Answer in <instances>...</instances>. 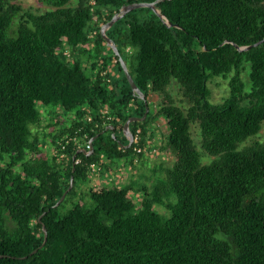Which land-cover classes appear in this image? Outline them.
<instances>
[{"label":"trees","instance_id":"obj_1","mask_svg":"<svg viewBox=\"0 0 264 264\" xmlns=\"http://www.w3.org/2000/svg\"><path fill=\"white\" fill-rule=\"evenodd\" d=\"M70 1L38 0L50 7L38 12L20 0H0V264H264V141L242 146L264 125V0H159L157 8L172 25L150 7L118 19L107 35L146 102L132 89L101 26L126 4L155 0ZM142 10L150 14L140 19ZM260 40L248 50L235 45ZM132 47L136 63L124 55ZM246 63L249 92L242 78ZM215 76L229 82V95L217 104L209 101L207 86ZM173 79L190 101L187 109L167 91ZM150 93L162 95L156 115L175 161L136 212L127 171L141 159L112 163L144 154L135 147L146 149L150 109L144 120L130 123L131 134L140 133L128 148L124 125L145 114ZM193 122L200 124L204 151L215 157L210 163H202L193 142ZM97 134L93 152H83L79 145ZM1 162L20 166V174L6 172ZM72 176L73 187L54 207ZM89 180L86 194L94 206L80 197L61 213L78 183ZM172 194L176 202L166 204ZM155 203L166 204L171 216L164 219ZM7 210L15 225L4 221Z\"/></svg>","mask_w":264,"mask_h":264},{"label":"rangeland","instance_id":"obj_2","mask_svg":"<svg viewBox=\"0 0 264 264\" xmlns=\"http://www.w3.org/2000/svg\"><path fill=\"white\" fill-rule=\"evenodd\" d=\"M77 0H72L68 3V6L76 5ZM21 4L24 8L30 9L32 11H38L42 12L50 7L46 4L39 3L38 0H20ZM150 12L146 10H142L137 12V15L140 19L144 18L145 16L149 15ZM96 19V18H95ZM91 29L96 30L98 27V20L96 19L94 22L90 21ZM16 29V23L13 25V30ZM109 52V51H107ZM137 53L138 49L135 47H132V53L127 56L129 63H136L137 61ZM246 69L242 73V78L245 83V91L249 92L251 89V81H250V64H245ZM113 74L115 77H120L121 73L118 70H114V68H111ZM86 72L89 76H93L95 73L94 70L91 69V67L87 66ZM230 77V74H228ZM208 89L210 91L209 95V101L212 103H220L229 95V82L228 79L222 76H215L209 80L207 83ZM167 91L170 95V97L173 99V101L181 106L183 109H187L190 106V101L188 98H185L181 91V85L176 80L173 79L171 84L168 86ZM162 95L156 94V93H150L149 95V109H150V115L152 118H150L148 124L145 126L147 130V145L146 149L144 150V154L142 156L135 155V157L127 156L123 159L115 160L112 163V166H120L122 163H126L129 165L134 159L140 160V163H137L136 166H133L131 168V174L129 175V170L127 171V174L129 177H133V186L129 192L130 197L133 199V201L136 203L135 211L138 212L141 208L140 201L143 198V194L145 192H151L153 187L156 186L158 183H160L162 180L166 179V174L169 169H172L174 166V151L173 149L167 144V137H168V131L166 129V126L164 125L163 121L156 115L157 110L160 107ZM52 109H55L54 107H51ZM66 118V117H65ZM50 117L48 116L46 120H44V123H47L49 121ZM64 119V118H63ZM67 121L69 118H66ZM64 123V122H63ZM66 123V122H65ZM45 126V124H44ZM42 130H46L45 128H42ZM50 130V129H49ZM190 133L191 137L193 139V142L195 143L197 149L199 150L201 154V161L202 163H210L215 157L209 155L206 153L202 147V135H201V128L199 122H193L190 125ZM152 136V137H150ZM254 140L258 141H264V125L262 126V129L260 132L254 136L249 137L244 143H242V146L248 145L252 143ZM152 143L154 145H152ZM54 149L53 143L50 138H47L45 151L47 153H50ZM152 154H151V153ZM150 153V154H149ZM106 163H111L110 161L106 160ZM129 168V166H128ZM118 174L119 171H118ZM111 176H113L111 174ZM125 177H127L125 175ZM98 176L95 177L97 179ZM117 178V176H116ZM92 179V178H91ZM101 179V178H100ZM128 180H131L128 178ZM127 181H124L123 183H127ZM111 183L109 185L115 183V178H111L109 180ZM118 181V180H117ZM92 180L89 181H81L78 183V193L77 195L73 197H69L67 201L63 204V206L60 207L61 213L67 211L75 201H77L80 197H84L85 203L87 207H93L94 202L93 200L87 196L86 192L88 190V187L90 186V183ZM166 204L173 205L176 202V196L172 194L168 198L165 199ZM166 204H158L155 203L153 205V208L158 211L164 219H167L171 216L172 211Z\"/></svg>","mask_w":264,"mask_h":264},{"label":"water","instance_id":"obj_3","mask_svg":"<svg viewBox=\"0 0 264 264\" xmlns=\"http://www.w3.org/2000/svg\"><path fill=\"white\" fill-rule=\"evenodd\" d=\"M159 0H155L153 2H137V3H130V4H126L124 6L121 7V9L112 17V19L110 21H108L107 23L103 24L101 26V34H102V37L106 40V43L107 45H109L114 53L119 57V61L121 63V66H122V69L132 87V89L134 90V92L140 97L142 98L143 100H145L146 102V98H145V95L143 93V91L138 87V85L136 84V82L134 81V78L128 68V65L127 63L125 62V60L123 59V57L121 56V53L116 45V43L113 41V39L111 37H109L107 35V30L118 20L120 19L121 17H123L126 13H128L129 11H132L134 9H137V8H141V7H150L152 8L160 17H162L163 19H165V21L169 24V25H172L171 22H169L166 17L161 13V11L157 8V2ZM262 42V40L258 41V42H255L254 44H251V45H243V46H240L238 44H235L237 49L238 50H248L250 49L252 46H257L259 45L260 43ZM149 111V106L146 107V112L145 114L142 116V117H138V116H130L126 122H125V125H124V130H125V133L128 135V138H129V142L127 144H125V147H130L131 144L133 143V136L130 132V123L133 122V121H142L146 118L147 116V112ZM113 126L112 125H109L106 127L105 130L107 129H112ZM104 132V131H102ZM100 134V133H99ZM99 134H97L96 136L92 137L89 142L91 143V148L89 150H86V149H83V152H87L88 154H91L93 152V141L94 139L99 136ZM73 182H74V178L73 176L71 177V180H70V186L68 187V189L63 193V195L61 196V198L56 202V204H54V207L58 206L59 204H61V202L65 199L67 193L69 192V190L73 187ZM47 239V233L45 232V240L46 241ZM36 252V249L33 250L31 253H34ZM3 255H0V257H2Z\"/></svg>","mask_w":264,"mask_h":264},{"label":"built area","instance_id":"obj_4","mask_svg":"<svg viewBox=\"0 0 264 264\" xmlns=\"http://www.w3.org/2000/svg\"><path fill=\"white\" fill-rule=\"evenodd\" d=\"M128 50H131L130 48H128ZM65 53H67L68 55L70 54L69 52H68V50H66L65 51ZM107 113H108V109L106 108V109H104L103 110V114L104 115H107ZM70 117H72V114L71 115H69ZM87 119L88 120H91V116H87ZM139 133H140V130H138L137 131V133H136V135L134 136V135H132L133 136V142H135V143H138L139 142ZM87 136V135H86ZM71 138H69V140H70ZM75 140H77V138H75ZM87 142L86 143H81L80 145H79V147L81 148V149H86V150H89L90 148H91V143L89 142V140H86ZM65 147V146H64ZM135 150L137 151V152H142V151H144L145 149H143V148H141V147H135ZM80 162V159H78V160H76V163H79ZM90 168L92 169V171H97V170H99V165L97 164V163H95V162H93V163H91L90 164ZM98 173V172H97ZM95 174L96 173H94V174H91V176H93V177H96L95 176ZM108 175H110V174H108ZM96 181H98L99 180V177L97 178V179H95Z\"/></svg>","mask_w":264,"mask_h":264},{"label":"flooded vegetation","instance_id":"obj_5","mask_svg":"<svg viewBox=\"0 0 264 264\" xmlns=\"http://www.w3.org/2000/svg\"><path fill=\"white\" fill-rule=\"evenodd\" d=\"M1 165L5 167L3 169H8V168H6L7 166H6V164L4 162H1ZM20 169H21L20 166L17 165V166H14L12 168H9L6 172H8L10 170L11 172H13L15 174H20V172H21ZM11 184H13V181L11 182ZM0 212H1V210H0ZM5 213L7 215H9V217L7 219H5L4 221L6 223H9L10 225H15L16 218L14 217V214L11 215V211L10 210H7ZM0 220H3V219H0ZM19 222H20L21 225H24V223H25L24 218L19 219Z\"/></svg>","mask_w":264,"mask_h":264}]
</instances>
